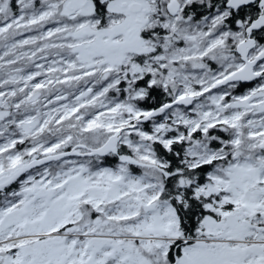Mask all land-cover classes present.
<instances>
[{
	"label": "snow or ice",
	"instance_id": "1",
	"mask_svg": "<svg viewBox=\"0 0 264 264\" xmlns=\"http://www.w3.org/2000/svg\"><path fill=\"white\" fill-rule=\"evenodd\" d=\"M0 264H264V0H0Z\"/></svg>",
	"mask_w": 264,
	"mask_h": 264
},
{
	"label": "trees",
	"instance_id": "2",
	"mask_svg": "<svg viewBox=\"0 0 264 264\" xmlns=\"http://www.w3.org/2000/svg\"><path fill=\"white\" fill-rule=\"evenodd\" d=\"M250 85H244L239 91H242L243 89L249 87Z\"/></svg>",
	"mask_w": 264,
	"mask_h": 264
},
{
	"label": "rangeland",
	"instance_id": "3",
	"mask_svg": "<svg viewBox=\"0 0 264 264\" xmlns=\"http://www.w3.org/2000/svg\"><path fill=\"white\" fill-rule=\"evenodd\" d=\"M251 86H252V85H250L249 87H251ZM243 90H244V89H243ZM243 90H242V91H243Z\"/></svg>",
	"mask_w": 264,
	"mask_h": 264
}]
</instances>
